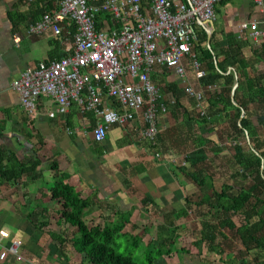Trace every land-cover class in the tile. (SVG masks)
I'll use <instances>...</instances> for the list:
<instances>
[{"label": "crops", "instance_id": "obj_1", "mask_svg": "<svg viewBox=\"0 0 264 264\" xmlns=\"http://www.w3.org/2000/svg\"><path fill=\"white\" fill-rule=\"evenodd\" d=\"M59 5L53 3L50 11L37 0H0V152L6 154L8 168L30 164L35 155L41 163L32 175L11 182L0 179V255L22 243L17 255L9 252L4 260L0 258V264H85L69 242L60 246L51 237L69 241L77 234L75 228L63 223L61 206L51 200L49 190L60 174L67 176L65 183L82 198L92 200L86 217L94 224L104 226L118 220L120 214L131 213L125 232L138 236L147 228L146 238L154 240L156 247L167 239V232L175 231L173 235L179 238L176 249L189 253L158 257L154 264H246L249 259V264H254L253 256L245 261L236 257L244 250L236 232L223 230L227 239L218 237L217 244L226 250L222 255L209 251L206 243L197 247L213 226L208 207L197 205L224 187L236 192L253 189L252 173L246 172L240 161L242 156L254 157V139L264 140V123L260 122L264 119V42L248 39L241 26L257 21L264 30V0L262 6L254 0H227L217 7L216 21L200 31L208 40L199 39L197 44L212 46L214 51L217 70L213 73L199 50L196 54L204 78L196 76L189 58L182 61L185 77L175 70L156 68L151 79L167 105V112L158 116L156 147L141 138L142 114L124 126H113L103 143L94 140V115L82 112L77 105L65 116L50 118L56 104L42 98L38 114L27 115L20 95L13 90L14 81L27 69L59 60L72 51L73 28L65 30L62 40L50 31L30 34L31 26ZM228 77L234 80L232 89L226 84ZM188 87L204 95L201 107L186 94ZM238 89L239 102L246 106V110L240 109V119L235 100ZM217 98L218 106L212 108L210 101ZM227 99L233 107L227 106ZM246 114L251 124L243 136L237 127ZM158 153L161 159L156 158ZM208 177L210 186L197 185ZM226 177L252 184L238 188L237 182L222 183ZM186 210V218H175ZM234 222L237 227L243 225Z\"/></svg>", "mask_w": 264, "mask_h": 264}, {"label": "built area", "instance_id": "obj_2", "mask_svg": "<svg viewBox=\"0 0 264 264\" xmlns=\"http://www.w3.org/2000/svg\"><path fill=\"white\" fill-rule=\"evenodd\" d=\"M225 1L61 0L59 10L44 13L30 34L50 31L62 40L65 30L73 28L72 51L27 69L14 81L13 90L30 117L38 114L42 98L56 104L50 118L67 115L74 105L93 114L98 143L106 140L113 126H124L142 114L141 138L156 147L158 116L167 112V105L151 76L161 67L185 77L182 61L189 58L196 76L205 77L194 48L200 31L216 21V8ZM254 2L263 5V0ZM241 31L254 42H264V30L257 21L246 22ZM185 91L201 107L204 95L189 87ZM21 245L18 242L2 252L1 260L9 252L17 255Z\"/></svg>", "mask_w": 264, "mask_h": 264}, {"label": "trees", "instance_id": "obj_3", "mask_svg": "<svg viewBox=\"0 0 264 264\" xmlns=\"http://www.w3.org/2000/svg\"><path fill=\"white\" fill-rule=\"evenodd\" d=\"M61 0H37L39 4H47V7L52 11L51 5L53 3L60 4ZM223 4V3H222ZM57 12L59 9H53ZM217 11V8H216ZM74 31V30H73ZM200 36V40L207 41V34L204 32ZM211 40H214L212 36ZM212 48V46H211ZM200 47L196 44L194 52H200L202 61L208 67L210 72L216 71L215 55L213 48ZM226 84L233 88V78H226ZM241 84V83H240ZM240 89L235 93V100L238 103L239 109L237 118L241 117V110H246L245 104L239 102L238 94ZM230 92V91H226ZM210 101V106L215 108L218 106V100ZM227 106L233 107V104L227 99ZM206 117V116H205ZM250 119L244 117L237 127L239 134L244 136V133L249 132ZM264 123V119H260ZM261 137L254 139L251 142L253 149L252 158L243 157L241 159L242 167L246 172L252 173L253 189L246 191L241 189L235 191L233 187H224L222 191L213 192L211 197L203 199L197 207H208V215L211 216L213 226H210L211 233L199 241L197 247L199 248L203 243H206L208 250L211 252L217 251L220 255L225 253V249L217 244L219 236L226 240L227 237L222 232L223 230L236 232L237 238L244 250L241 254H236V257H242L243 261L252 257L254 264H264V140ZM241 156V155H240ZM5 153L0 152V179L6 182L16 181L25 175H32L36 173L41 163L37 156L30 162V164L19 163L17 166L8 168L5 166L7 161ZM58 171L56 167L53 168ZM67 176L60 174L56 183L50 188L49 192L51 200L57 202L61 206L59 216L63 223L69 224L77 230V234L71 240L66 241L61 236L53 235L52 239L65 245L70 243L71 249L77 255L83 257L85 264H139L135 259V254H148V264H154L158 257L170 256L173 253H189V250L182 248L176 249L178 236H174V232H167V239L159 246L154 245V240H148V229L145 228L143 235L134 236L132 233L125 232L126 227L130 224L132 214H120L119 219L113 223L94 224L86 217V213L92 208L93 203L91 199L82 198L81 194L65 183ZM210 178H205L203 181L197 183L198 186H210ZM231 193V194H230ZM188 206L191 203H187ZM192 208V207H191ZM188 211L180 212L175 216L176 219L186 218ZM243 219V225L237 227L234 222L236 218ZM135 229V228H134ZM160 229V228H159ZM165 229V228H164ZM176 229V228H175ZM166 230V229H165ZM164 233L163 229L159 233ZM222 244V243H221ZM222 249H221V248ZM227 248V247H226ZM142 253H139V252ZM253 251L262 252L263 254H250ZM154 255L156 257H154ZM248 257V258H247ZM247 258V259H246ZM248 261L251 262L249 259ZM245 261L246 264H249Z\"/></svg>", "mask_w": 264, "mask_h": 264}, {"label": "rangeland", "instance_id": "obj_4", "mask_svg": "<svg viewBox=\"0 0 264 264\" xmlns=\"http://www.w3.org/2000/svg\"><path fill=\"white\" fill-rule=\"evenodd\" d=\"M240 174H242V173H240ZM223 182H225V183H234V184H236V182H237V187L238 188H249L250 186H251V181L250 180H248V181H246V182H244V180H241V181H232L231 179H229L228 177H226L225 179H223L222 180V183ZM253 186H251V188H252ZM242 218H236V222L238 223V224H242L243 223V221L241 220ZM233 238V240L234 241H237L234 237H232ZM233 249H235L236 251L238 250V245L236 244V243H234V247H233ZM139 253H142L141 251L139 252ZM148 254H135V259L138 261V263L139 264H148ZM154 257H156L155 255H154Z\"/></svg>", "mask_w": 264, "mask_h": 264}, {"label": "water", "instance_id": "obj_5", "mask_svg": "<svg viewBox=\"0 0 264 264\" xmlns=\"http://www.w3.org/2000/svg\"><path fill=\"white\" fill-rule=\"evenodd\" d=\"M212 32H213V31H212ZM212 32H210L209 36H211V35H212Z\"/></svg>", "mask_w": 264, "mask_h": 264}]
</instances>
